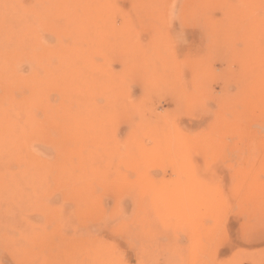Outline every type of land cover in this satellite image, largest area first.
<instances>
[{
    "label": "rangeland",
    "instance_id": "374dc122",
    "mask_svg": "<svg viewBox=\"0 0 264 264\" xmlns=\"http://www.w3.org/2000/svg\"><path fill=\"white\" fill-rule=\"evenodd\" d=\"M131 1L67 34L69 121L25 132L26 185L0 170V264H264L263 4Z\"/></svg>",
    "mask_w": 264,
    "mask_h": 264
},
{
    "label": "bare ground",
    "instance_id": "6f19581e",
    "mask_svg": "<svg viewBox=\"0 0 264 264\" xmlns=\"http://www.w3.org/2000/svg\"><path fill=\"white\" fill-rule=\"evenodd\" d=\"M128 1L129 0H0V160L2 158L3 159L2 161H4V164L0 165V170L1 169L5 170V168L9 169L7 165L9 166L10 163L8 164L7 161L8 162L13 161V163H16L14 164V167L15 166L17 167V171H19L18 173L20 174L21 172L18 169L19 167L23 166L24 171L22 174L23 176L22 178H23L24 185H26V175L32 172L30 169L25 168L24 156L25 154L30 153V157L33 158L34 151L29 150V148L25 147V143L24 145L22 143V138L24 134H27L25 132L27 130L31 131L32 126L35 124L36 121L45 122L46 119H48L49 122H52V121L68 122L69 121L68 106L70 103V86L68 82V73H69L68 57L71 55L70 52L72 51V49H75L74 52L77 51V54L80 53L81 51L79 48L78 49L76 48V45H77L75 44L76 41L73 42V45H71V42L70 43L67 42L68 41L66 40L67 34H70L72 38L76 39L75 37L79 36L80 33L83 31L80 27H76V26H79L80 24L101 23V21H108V20L118 21L124 18L126 19L127 11L124 10L122 6ZM135 1L138 2V0H133L131 2H135ZM145 1H146V4L148 2L151 5L157 4L155 3V1H157L158 4L162 2V0H144V2ZM163 1L169 2V0H163ZM195 1L197 0H190L189 2H195ZM201 1L203 2V0ZM235 1L239 2L238 7L237 5L233 6L235 7V9H239L240 7L242 8L243 5L244 6L249 5V7L250 6L257 7L258 5L260 6V4H263L261 7L264 8V0H260L261 2H259V0H235ZM237 3H234V4H237ZM257 3L259 4L256 5ZM129 5L130 3L128 2V7ZM230 6H232V4L227 5V7L229 8ZM233 7H231V9ZM231 9L230 10L227 9L228 11H224V12L227 13V12L233 11V9L232 10ZM257 10H258V7H257ZM237 12L234 11L230 13H234L237 15ZM240 12L241 10H239L238 12L241 15L243 11L241 13ZM246 15L248 16L247 12H246ZM247 16L244 18V20H246L245 21L246 24L245 25L243 24L244 22L243 20H242V23H240L244 25L243 27L245 29L244 31L246 34L248 33L247 31L252 32L251 30H253V26L251 27L250 25H254V27H257L258 25L256 24H258L259 22L258 21V22L251 23L254 18L251 21L249 19H251V16L253 15H249L250 18L249 16L248 17ZM241 18L242 16H240V19ZM69 24L73 25V29L71 28V25ZM67 25H69L71 29H68ZM259 26L261 25L259 24ZM263 26H264V23H263ZM244 31L242 29L241 33ZM53 35L55 38L52 39ZM248 36H249L248 39H251L252 36L251 37L250 35ZM101 49L103 50V48ZM76 56L74 55V58ZM81 56L82 55H80V57ZM78 60L79 59L77 58L75 59V62H76L75 64L81 62V60L80 61ZM23 66H26V70L23 69ZM76 70L75 72L77 73ZM75 72H74V76L76 77L77 74H75ZM257 78H259V76ZM253 100H255V98H253ZM251 101H252V97H251ZM66 130H64V132ZM35 153H39V151H35ZM3 157L4 158L6 157V158L4 159ZM9 157H10V160H9ZM13 163L11 162L12 164L11 166H13ZM17 164H20V166H18ZM3 165L5 167L1 168ZM252 167L251 169H253ZM259 169L260 168H257L256 170L259 171ZM11 170H14L16 172L15 168H11L7 171V173H10ZM258 171L254 173V170H253V175L257 174ZM4 173L7 175L5 171L3 172L2 175H5ZM12 174H11V178L13 176ZM252 178L251 179L249 178L250 181L253 180L255 177L253 179ZM20 179L17 180V182L19 181L21 183L22 180L20 181ZM4 180L6 179L4 178ZM7 180H11V179H7ZM15 180L16 178H14L13 176V179L11 180L12 183L11 182L10 183L13 184ZM257 183L258 182L255 183V187H253L252 185L253 183H251L250 186H252L255 189L258 187L256 186ZM13 188H11L12 198L16 197L18 201L20 202L21 200L19 199L21 198L22 195L20 194L21 192L19 191H21V189L23 188H21L20 190L19 188H16V187L13 190ZM1 189H3V187ZM16 189L19 190L17 194L14 193L15 191L17 192ZM248 189L250 190V188ZM263 190H264V184H263V189L261 190V192ZM250 191H252V189ZM1 194H2V191L0 195ZM18 194L21 196L18 197ZM250 194H252L253 197L252 196L251 197L253 200V198L256 196L254 195L256 194V192L250 193ZM25 195H26V191H25ZM8 196L9 194L6 195V198H9ZM260 201H261V198H260ZM17 207L19 209L20 205H17ZM17 210L15 213L17 215H22L23 211H25V209H22L23 210L21 211L22 214L21 212L20 214H18ZM19 211L20 209L18 210V212ZM8 213H9V217L8 216L7 217L9 219L14 213L12 212L11 214L9 210H8ZM4 214H7V213H4ZM4 216L5 215H3V217ZM4 220L5 219H3V221ZM26 231L27 229H25V231H22L23 235L27 233ZM9 234H12V233L10 232ZM11 236L13 237V235ZM16 244L17 243H14V245ZM216 252L217 251H215V254L217 256ZM239 254L241 256V253ZM242 257L244 258V256H241V258ZM248 262L250 263V261ZM255 264H257V262Z\"/></svg>",
    "mask_w": 264,
    "mask_h": 264
}]
</instances>
